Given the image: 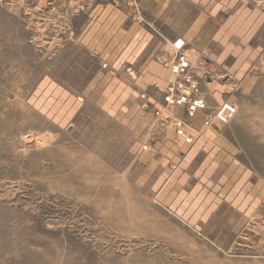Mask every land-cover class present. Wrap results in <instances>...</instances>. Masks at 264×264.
<instances>
[{
  "label": "rangeland",
  "instance_id": "1",
  "mask_svg": "<svg viewBox=\"0 0 264 264\" xmlns=\"http://www.w3.org/2000/svg\"><path fill=\"white\" fill-rule=\"evenodd\" d=\"M0 264H264V0H0Z\"/></svg>",
  "mask_w": 264,
  "mask_h": 264
},
{
  "label": "built area",
  "instance_id": "2",
  "mask_svg": "<svg viewBox=\"0 0 264 264\" xmlns=\"http://www.w3.org/2000/svg\"><path fill=\"white\" fill-rule=\"evenodd\" d=\"M184 43L177 41L174 44L176 50L183 49ZM167 69L170 71L172 78L168 82L164 102L167 106L184 108L189 118L195 117L200 111L205 109V103L200 95L198 81L193 75V66L186 58H180L177 61L166 63ZM177 129H181L184 124L180 120H176ZM208 124V122H206ZM179 134H183L178 130ZM185 143H190L191 138L184 139Z\"/></svg>",
  "mask_w": 264,
  "mask_h": 264
},
{
  "label": "crops",
  "instance_id": "3",
  "mask_svg": "<svg viewBox=\"0 0 264 264\" xmlns=\"http://www.w3.org/2000/svg\"><path fill=\"white\" fill-rule=\"evenodd\" d=\"M119 41H121V37H120V39H119ZM106 48L105 49H108V52H109V55H116V54H119V56L121 55L120 53H121V51L123 50V49H125L126 48V46L125 47H123L121 44L118 46V47H112V46H110V44H109V46H105ZM121 56L118 58V61H117V64H121V63H123V62H121ZM121 62V63H120ZM179 112V114L181 113V111H178ZM199 115L200 114H197L196 116H195V118L192 120V122H193V124L200 130V127H201V120L199 121L198 120V118H199ZM184 116V115H183ZM201 116V115H200ZM203 119V118H202ZM140 122H138L137 123V125L139 124ZM140 127V126H139ZM171 132V131H170ZM169 133V131H167L166 132V136H167V134Z\"/></svg>",
  "mask_w": 264,
  "mask_h": 264
}]
</instances>
